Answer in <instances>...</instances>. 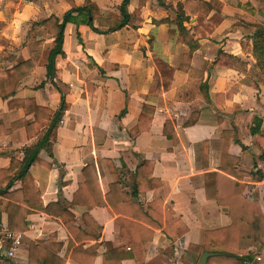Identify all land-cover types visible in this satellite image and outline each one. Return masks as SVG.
Instances as JSON below:
<instances>
[{
	"label": "crops",
	"instance_id": "1",
	"mask_svg": "<svg viewBox=\"0 0 264 264\" xmlns=\"http://www.w3.org/2000/svg\"><path fill=\"white\" fill-rule=\"evenodd\" d=\"M87 1L0 0V72L29 59L34 64L14 95L0 97V169L9 168L13 158L22 160L25 148L38 141V129L31 130V138L25 127L2 134L23 118L34 121L21 101L32 98L56 111L64 96L69 105L52 155L41 150L42 163L30 168L44 205L59 206L51 214L37 210L26 217V230H14L22 232L23 239L9 260L30 264L29 241H33L65 264H104L106 252L109 263L116 264L126 255L121 264H137L133 255H140L138 244L149 236L139 229L141 225L154 229L145 264H198L202 253L190 245H200L205 230L232 223L230 208L208 199L205 191V173L218 171L221 164L224 130L235 126L241 130L243 140L232 141L229 153L237 157L236 168L245 174L242 179L232 177L244 183V195L258 201L264 212V74L253 56L255 25H264V0H204L212 5L208 18L215 15L218 25L210 33L207 28L196 29L199 20L193 16L184 22L185 36L177 18L178 5L186 0H130V20L116 31L101 27L100 33L85 23L69 22L54 81L47 75L54 36L39 23L52 15L62 18L73 5ZM90 1L103 17H121L123 0ZM219 50L234 57L231 65L214 64ZM184 54L192 56L190 64L183 63L186 69L180 68ZM163 63L175 72L170 89L159 92ZM144 104L156 108L151 128L132 135ZM192 113H198L199 119L186 127ZM167 120L174 124L177 144L163 133ZM145 160L154 162L153 176L162 184L132 195L136 168ZM86 166L93 168L100 188L95 185L79 192L74 202L86 180ZM116 181L130 201H121L114 191L115 208L136 214L126 236L112 206L99 204ZM22 186L23 180L17 179L11 190ZM93 203L97 205L89 208ZM62 209L74 215L71 230ZM168 218L181 219L188 232L171 240L162 228ZM8 219V212L2 210L0 229L9 228ZM262 248L264 257L263 245L241 255ZM255 264H264V258Z\"/></svg>",
	"mask_w": 264,
	"mask_h": 264
},
{
	"label": "trees",
	"instance_id": "2",
	"mask_svg": "<svg viewBox=\"0 0 264 264\" xmlns=\"http://www.w3.org/2000/svg\"><path fill=\"white\" fill-rule=\"evenodd\" d=\"M130 0H123L120 6L121 17L112 15L110 17H103L100 9L96 3L88 0L83 6L73 5L62 18L55 15L41 21L39 24L44 25L49 33L54 36L55 46L50 51L47 63V75L51 78H57L59 71L56 67V59L59 55H64V39L65 29L69 22L85 23L89 25L94 31L102 33L101 27H106L109 31H116L125 27L130 15L127 6ZM255 12V8L250 9ZM212 11V5L204 0H186L184 3L178 5L177 21L180 25L182 35L185 36L186 27L184 22L190 20L193 16H197L199 23L196 29H205L212 32L219 23L215 15L208 18ZM256 30L253 33V56L256 60L258 68L264 74V25L256 24ZM191 54H184L181 59L180 68L183 63H191ZM234 57L222 50L218 51L217 57L214 61L216 65H231ZM34 64L29 60L20 62L18 65L0 72V97L9 98L16 93L19 82L33 70ZM175 68L168 63H163L161 80L158 84L157 91L169 90L172 84ZM26 114H34V121L28 122L26 118L12 123L8 130H3L2 134L13 132L19 127H25L29 138L32 137L31 130L38 129V141L25 148L24 158L22 160L12 159L11 165L7 169H0V212L6 210L9 215V228L12 230H26V217L34 211L51 212L52 208L59 206L58 203H49L44 205L39 191L36 189L35 181L30 174V168L37 163H42L39 154L41 150L46 149L52 155L53 141L56 140L59 125L63 119L64 113L69 105L63 96L62 102L58 110L54 111L48 107L38 105L35 99H25L21 101ZM11 106V105H10ZM156 108L151 104H144L139 121L135 127L132 128L131 134H138L148 131L151 128L152 120ZM199 119L198 113H192L190 118L186 121L185 126H193ZM0 127H3L0 122ZM46 127V131H40L41 128ZM163 133L166 137L172 140L174 144L178 143V136L171 120H167L164 124ZM224 144L221 154V164L218 171H211L205 173V191L208 199L215 200L219 205H226L230 208V217L232 223L228 226L207 229L203 233V240L200 245H190V249L202 253L205 250L218 252L219 254L208 258V264H244V258L241 254L248 253L253 246L264 245V212L260 203L252 200L244 195V183L238 182L232 176L244 177L243 172L238 170L236 166L239 160L236 156L229 153V145L232 141L240 143L243 136L239 127L235 126L232 129H227L222 132ZM207 141L204 143V156L208 154ZM49 166V165H48ZM208 166V164L206 165ZM154 162L145 160L139 164L135 172V184L132 195L139 192H145L161 186V180L153 176ZM86 180L80 184L79 189L75 193L74 202L77 200V195L92 186L100 188L99 181L91 166H86L83 169ZM17 179L23 180V186L20 189L11 190L13 182ZM114 191L119 194V199L124 202L130 201V196L127 192L121 190V184L116 181L110 184V189L103 196L101 202L102 206H112L113 211L118 214V220L121 222V234L126 236L125 229L130 224H133L130 218H135L136 214L130 211H121L115 208L113 202ZM101 193V192H100ZM97 205V203L89 204V208ZM133 207H140L139 205H132ZM141 209V207H140ZM61 216L68 224L70 230V222L73 221L74 215L68 209L60 211ZM51 214V213H49ZM160 226V225H159ZM139 229L148 233V239L144 243L138 244L141 253L134 254L137 264H145V257L147 250L153 238L154 229L138 225ZM166 235L173 241L186 234L189 230L188 226L181 220H173L168 218L165 225L162 227ZM130 248L134 250V244L128 242ZM30 247V264H65V261L58 257L53 251H48L44 246H39L33 241H29ZM264 247V246H263ZM60 248L54 249L56 252ZM34 253L38 258H34ZM107 252L104 255V264L109 263V256ZM126 255L117 258L116 264H121ZM128 258V257H127ZM4 264H13L9 258L4 259Z\"/></svg>",
	"mask_w": 264,
	"mask_h": 264
},
{
	"label": "built area",
	"instance_id": "3",
	"mask_svg": "<svg viewBox=\"0 0 264 264\" xmlns=\"http://www.w3.org/2000/svg\"><path fill=\"white\" fill-rule=\"evenodd\" d=\"M53 79L55 81L56 78ZM262 162L264 163V156L262 157ZM22 239L23 233L20 231H14L8 227L0 229V262L5 258H13L15 256ZM252 253L245 256L241 255L244 258V264H255L256 261L263 260V248Z\"/></svg>",
	"mask_w": 264,
	"mask_h": 264
},
{
	"label": "water",
	"instance_id": "4",
	"mask_svg": "<svg viewBox=\"0 0 264 264\" xmlns=\"http://www.w3.org/2000/svg\"><path fill=\"white\" fill-rule=\"evenodd\" d=\"M217 254H219V253L208 251V250L203 251L201 256H200L198 264H207L208 258L211 256H214V255H217Z\"/></svg>",
	"mask_w": 264,
	"mask_h": 264
}]
</instances>
